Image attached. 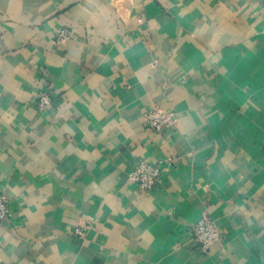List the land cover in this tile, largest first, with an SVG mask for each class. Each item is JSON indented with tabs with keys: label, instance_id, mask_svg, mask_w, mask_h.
Listing matches in <instances>:
<instances>
[{
	"label": "crops",
	"instance_id": "0c3cea01",
	"mask_svg": "<svg viewBox=\"0 0 264 264\" xmlns=\"http://www.w3.org/2000/svg\"><path fill=\"white\" fill-rule=\"evenodd\" d=\"M0 193V264H264V0H0Z\"/></svg>",
	"mask_w": 264,
	"mask_h": 264
},
{
	"label": "built area",
	"instance_id": "2783aa9c",
	"mask_svg": "<svg viewBox=\"0 0 264 264\" xmlns=\"http://www.w3.org/2000/svg\"><path fill=\"white\" fill-rule=\"evenodd\" d=\"M68 34L67 31L62 30L57 38L60 41H64L68 37ZM40 100L42 103H49V93H42ZM146 120L152 129L159 132L176 123L178 121V115L173 110H168L162 106H154L147 111ZM171 160L169 159V162ZM164 167L163 163L154 164L142 160L133 166L129 177L137 183L140 189L150 191L160 183L165 169ZM11 216L10 201L6 195L0 193V224L9 221ZM193 233L195 240L204 253H208L211 246L222 238L221 229L216 221L206 212L202 213L201 218L194 225Z\"/></svg>",
	"mask_w": 264,
	"mask_h": 264
}]
</instances>
